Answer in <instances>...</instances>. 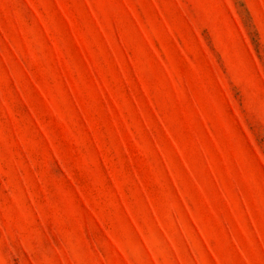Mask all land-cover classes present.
Segmentation results:
<instances>
[{
  "label": "rangeland",
  "instance_id": "obj_1",
  "mask_svg": "<svg viewBox=\"0 0 264 264\" xmlns=\"http://www.w3.org/2000/svg\"><path fill=\"white\" fill-rule=\"evenodd\" d=\"M0 264H264V0H0Z\"/></svg>",
  "mask_w": 264,
  "mask_h": 264
}]
</instances>
